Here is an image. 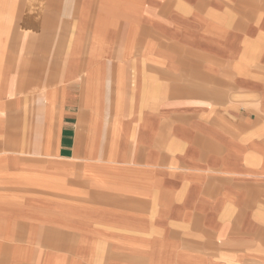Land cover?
Returning a JSON list of instances; mask_svg holds the SVG:
<instances>
[{
  "label": "crops",
  "instance_id": "1",
  "mask_svg": "<svg viewBox=\"0 0 264 264\" xmlns=\"http://www.w3.org/2000/svg\"><path fill=\"white\" fill-rule=\"evenodd\" d=\"M0 264H264V0H0Z\"/></svg>",
  "mask_w": 264,
  "mask_h": 264
},
{
  "label": "bare ground",
  "instance_id": "2",
  "mask_svg": "<svg viewBox=\"0 0 264 264\" xmlns=\"http://www.w3.org/2000/svg\"><path fill=\"white\" fill-rule=\"evenodd\" d=\"M97 10V9H96ZM127 28V27H126Z\"/></svg>",
  "mask_w": 264,
  "mask_h": 264
}]
</instances>
